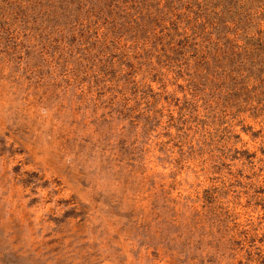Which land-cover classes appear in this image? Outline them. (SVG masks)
Listing matches in <instances>:
<instances>
[{"label": "rangeland", "instance_id": "rangeland-1", "mask_svg": "<svg viewBox=\"0 0 264 264\" xmlns=\"http://www.w3.org/2000/svg\"><path fill=\"white\" fill-rule=\"evenodd\" d=\"M0 264H264V0H0Z\"/></svg>", "mask_w": 264, "mask_h": 264}]
</instances>
